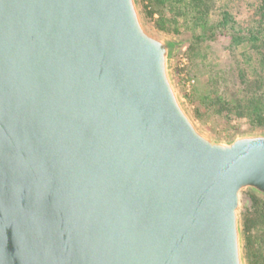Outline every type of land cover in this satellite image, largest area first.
<instances>
[{"label": "water", "instance_id": "water-1", "mask_svg": "<svg viewBox=\"0 0 264 264\" xmlns=\"http://www.w3.org/2000/svg\"><path fill=\"white\" fill-rule=\"evenodd\" d=\"M138 0H0V264H246L264 130L204 132Z\"/></svg>", "mask_w": 264, "mask_h": 264}, {"label": "trees", "instance_id": "trees-1", "mask_svg": "<svg viewBox=\"0 0 264 264\" xmlns=\"http://www.w3.org/2000/svg\"><path fill=\"white\" fill-rule=\"evenodd\" d=\"M141 1L150 18L151 5L159 6V31L185 37V78L195 79L200 69L206 72V80H196L187 94L194 115L244 117L252 129L264 130V0H245L248 22L231 11L233 0ZM217 30L222 31V49L228 51L224 64L210 57ZM251 197L252 209L242 221L244 248L250 264H264V198L253 193Z\"/></svg>", "mask_w": 264, "mask_h": 264}, {"label": "rangeland", "instance_id": "rangeland-1", "mask_svg": "<svg viewBox=\"0 0 264 264\" xmlns=\"http://www.w3.org/2000/svg\"><path fill=\"white\" fill-rule=\"evenodd\" d=\"M138 2L146 24L154 31H157L174 41L175 49L171 59V66H170L172 77L175 86L177 88V91L181 96V99L183 100L182 103H184L185 107L193 115L200 128L208 135H210L212 138L216 140H224V141L230 140L242 133L259 130V129H252L247 119L244 117H237L227 114L212 115V114L203 113V119H198L194 115L193 109L195 105L189 103L190 101L187 96V94H189L191 91L188 92L185 86V81H186L185 74L189 63L188 58L185 55L186 46H187L185 37H182L181 35L176 36L163 31H159V29L156 27V22L159 16V12H158L159 6L151 5V9L153 10L154 13L153 16L150 18L145 12L144 3L141 0H138ZM229 7L238 19L248 22L249 20L248 6L245 0H233L231 1ZM215 34H216L215 40L211 41L210 43L211 45L210 48L212 49L211 50L212 54H210V57L211 58L214 57L215 60L224 64L225 62H227L228 51L222 49V45H223L221 42L222 31L217 30ZM233 79H234L233 76H231L230 77L231 83L233 82ZM196 80L199 82H203L206 80V72L204 69H200L199 72H197V76H195L194 83L196 82ZM234 83L235 80L233 82V85H235ZM233 88H235V86ZM251 193L255 194L254 192L248 189H245L240 193L239 214H240L241 222L243 221V217L252 209L253 201H252ZM242 227H243V223H242ZM243 244L245 246L244 232H243ZM244 252L246 257V264H250L246 256L245 248H244Z\"/></svg>", "mask_w": 264, "mask_h": 264}, {"label": "built area", "instance_id": "built-area-1", "mask_svg": "<svg viewBox=\"0 0 264 264\" xmlns=\"http://www.w3.org/2000/svg\"><path fill=\"white\" fill-rule=\"evenodd\" d=\"M184 59V58H183ZM185 60V59H184ZM194 84V79L193 78H190V79H186L185 81V86H186V90L188 92L191 91V88H192V85Z\"/></svg>", "mask_w": 264, "mask_h": 264}]
</instances>
